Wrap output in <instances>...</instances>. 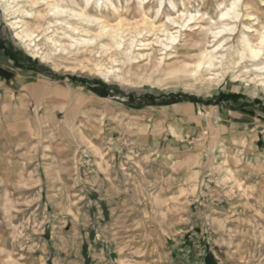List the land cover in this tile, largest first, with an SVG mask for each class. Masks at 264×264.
<instances>
[{
    "label": "rangeland",
    "instance_id": "1",
    "mask_svg": "<svg viewBox=\"0 0 264 264\" xmlns=\"http://www.w3.org/2000/svg\"><path fill=\"white\" fill-rule=\"evenodd\" d=\"M235 1L143 0L140 9L139 0H18L10 16L0 8V264H264V165L248 154L264 145V85L260 73L242 74L253 62L202 82L154 84L189 44L212 40L186 31L179 54L167 52L163 72L144 82L134 73L149 74L146 61L123 63L108 38L95 39V25L50 10L110 24L139 21L143 11L158 25L175 16L170 3L215 20ZM237 3L224 48L264 26V0ZM15 20L33 31L29 45L13 37ZM123 31L125 46L136 35ZM69 36L92 41L75 46ZM140 36L146 44L163 38ZM139 41L133 54L151 53ZM221 108L258 121L244 138L243 126L216 121Z\"/></svg>",
    "mask_w": 264,
    "mask_h": 264
},
{
    "label": "bare ground",
    "instance_id": "2",
    "mask_svg": "<svg viewBox=\"0 0 264 264\" xmlns=\"http://www.w3.org/2000/svg\"><path fill=\"white\" fill-rule=\"evenodd\" d=\"M17 1L18 0H0V8H1L2 14L4 16H10L12 14L17 13V9H14V4ZM89 1L90 0H85L86 3H88ZM100 1L101 0H97L96 2L97 6H99ZM102 1L110 2V0H102ZM142 1L143 0H139V3H138V7L140 9H143ZM239 1L240 0H236L235 2H232L229 8L220 11L218 15L219 17L215 20L212 19L211 17H207L204 14H200L196 16V14H192L189 12L187 13L180 12L178 11V9H176V6L174 3H170V6L175 16L167 15L165 18V21L158 25H155L153 22H149L148 18L145 16L143 11L141 14V19L139 21L137 20L136 22L128 23V21L126 22L125 19L123 20L120 18L116 23L110 24L107 21L102 20L101 18L90 17L86 15L85 13H83V11L75 12L72 10H66L57 5L50 6L51 7L50 10L53 11L52 13L54 15L55 13L58 15L68 13L69 15H71V17H77L78 20L83 21L84 23H86V25H89V24L95 25L96 28L98 29V31L95 34V39L108 38L109 41H111L113 45H115V48L119 50L120 54L122 55L124 59L123 63L126 62V64L128 63L130 65L132 64V62L134 63V61H136L137 59L146 61V66L149 67L150 73L147 75L140 74L137 72L134 73V76L136 78L143 80L144 82H150L155 75H158L159 73L163 72L162 70H163V66H165L164 65L165 58L166 57L172 58L170 57L172 53H167V52H169L170 50H174L175 55L179 54V52H177L175 49H177L176 46L181 40L180 38L182 36V32L187 31L189 35L190 32L198 31L197 35L203 36L204 38L211 37L212 40L211 41L209 40V41L212 45L206 46V44L209 43V41H207L205 44H202V45L194 43V42H193L194 44L192 43L189 44L187 47V51L183 53L184 54L183 59L181 61L179 60L178 63L171 65L168 68H164L166 69V73H164V78L158 79L154 84L166 85L169 82L181 83V82H186V81L202 82L200 80L204 78V75L206 73H211L214 70L220 69V71L223 74V73H226L225 70H227L229 67L236 68L238 65L248 60L250 62H253L251 63L252 64L251 66L253 68L251 69L249 68L247 72L242 73V74L244 75V74H248L252 72L260 73V75H255L254 78H260L259 79L260 85L263 86L264 85V26L261 27L259 30H256V29L253 30L255 32V35L253 36L252 39L249 38L245 33H242L238 41V47L237 48L235 47L236 49L233 48L234 46L227 47L228 46L227 44H226L227 48H224L225 46L224 43L227 41V38L223 39V35L226 33L233 34L236 28L235 24L233 23L230 24V22L228 21H235L239 19V13L235 11L237 8V4H238L237 2ZM112 9L115 12H117V9L115 7L112 6ZM21 12H24L27 15L33 14V13H28L26 11H21ZM160 12H161L160 8L156 9L155 19L156 17L159 16ZM36 16L38 18L39 17L42 18L44 15L37 13ZM247 17H252V15H248ZM204 21L207 23V26L202 25V22ZM10 26L11 28L14 29L13 37L15 39H18L21 42L27 41L28 42L27 45H29V43L32 42L33 35H34L33 31L30 30V28L27 27V25L24 24L22 20L13 21L10 23ZM125 26H126V30H132V32L137 37L140 36L144 31H148L152 33H155V32L160 33L163 35V38H159L155 36L154 41L152 43L146 44V42L143 43L141 42V40L139 41L138 38H137L138 40H134L136 38V36H134L133 38L130 37V39H128L129 40L128 43L125 44L124 46L121 35L124 32L123 27ZM69 29L72 33H78V34L79 33H84V34L89 33V30L84 29V28H77V27L70 26ZM186 29H189V30H186ZM245 29L248 31L251 29V27L245 26ZM46 30H48V28ZM126 35H124V37ZM69 38L70 40H72L75 46L89 45L90 42L92 41L91 39H85L82 37L74 38V37L69 36ZM46 39L54 46L58 45L60 47V50L65 51L69 49V47H66L56 42L52 36L46 35ZM137 41H139L138 46L142 47L141 50H149V51L151 50V53L134 55L132 51L136 47L135 43ZM154 46L161 47L160 49L158 48L159 50L157 49V51L161 53L159 54L160 55L159 58L153 54V52L155 51ZM73 47H74L73 44H71L70 48H73ZM108 47H109L108 45L101 44L100 50L107 49ZM45 57L46 55H43V58ZM261 58H263V61L257 63V61L260 60ZM98 71L106 80H109L111 78L114 81L119 82V83L126 82V80H124L122 76L118 75L117 70L102 71L101 69H99ZM212 75L214 77H217L219 73L217 74L215 72ZM214 77L212 76L208 77L210 82L211 80L214 79ZM238 77L239 76H236L235 79ZM233 81L236 82V80H233Z\"/></svg>",
    "mask_w": 264,
    "mask_h": 264
},
{
    "label": "crops",
    "instance_id": "3",
    "mask_svg": "<svg viewBox=\"0 0 264 264\" xmlns=\"http://www.w3.org/2000/svg\"><path fill=\"white\" fill-rule=\"evenodd\" d=\"M220 111H221L220 114H215L216 121H220L224 124L230 122V126L236 127L238 129H240L241 126H243V129L245 131L239 132L238 135L244 138L249 135L248 126H252V124L256 123L255 121H258L257 119H253L247 115L238 113L237 111L227 110L225 108L224 109L221 108ZM253 126H255V128L258 127V125H253ZM254 148H255L254 152L252 150L251 152H248V154H255L258 157L259 162L261 161V163H263L264 165V145L263 148H261L260 150L257 148V146H255Z\"/></svg>",
    "mask_w": 264,
    "mask_h": 264
}]
</instances>
